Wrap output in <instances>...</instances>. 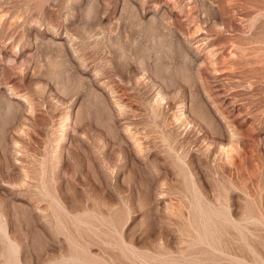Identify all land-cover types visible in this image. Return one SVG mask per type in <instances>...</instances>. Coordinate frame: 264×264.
Returning a JSON list of instances; mask_svg holds the SVG:
<instances>
[{"label":"rangeland","instance_id":"374dc122","mask_svg":"<svg viewBox=\"0 0 264 264\" xmlns=\"http://www.w3.org/2000/svg\"><path fill=\"white\" fill-rule=\"evenodd\" d=\"M0 264H264V0H0Z\"/></svg>","mask_w":264,"mask_h":264}]
</instances>
